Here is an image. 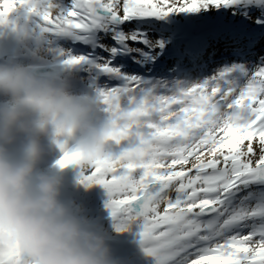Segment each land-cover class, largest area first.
<instances>
[{"label": "snow or ice", "instance_id": "snow-or-ice-1", "mask_svg": "<svg viewBox=\"0 0 264 264\" xmlns=\"http://www.w3.org/2000/svg\"><path fill=\"white\" fill-rule=\"evenodd\" d=\"M28 3L0 0V24ZM53 4L49 32L62 19L89 49L61 51L63 63H91L107 81L97 100L116 151L80 182L105 189L117 231L135 227L152 264H264V0ZM202 19L210 27L193 33ZM60 147L61 167L79 158ZM23 260L0 241V264Z\"/></svg>", "mask_w": 264, "mask_h": 264}, {"label": "clouds", "instance_id": "clouds-1", "mask_svg": "<svg viewBox=\"0 0 264 264\" xmlns=\"http://www.w3.org/2000/svg\"><path fill=\"white\" fill-rule=\"evenodd\" d=\"M42 23L45 13L53 15V0H29L24 7ZM55 33L71 39L74 29L57 19ZM27 26L17 32L33 59L43 60L40 48L29 47ZM0 241L18 248L23 264H119L113 257L107 237L92 227L82 215L83 206L61 200L62 171L38 168L48 152L62 143L64 150L77 151L70 165L90 167L107 155V124L97 126V107L84 94L74 93L69 82L58 75H45L35 67L10 60L0 63ZM51 136L55 147L45 148L41 136ZM22 136L19 155L9 145ZM75 139L73 149L68 141ZM67 167V166H66Z\"/></svg>", "mask_w": 264, "mask_h": 264}, {"label": "rangeland", "instance_id": "rangeland-1", "mask_svg": "<svg viewBox=\"0 0 264 264\" xmlns=\"http://www.w3.org/2000/svg\"><path fill=\"white\" fill-rule=\"evenodd\" d=\"M8 19H10L12 21V23L14 24H18V25H21V22L19 20L16 19L15 16H13L11 13L9 14L8 16ZM200 23H205L203 25H206L208 23H210L207 19H202ZM4 26V24H0V28H2ZM24 26H27L28 30L30 31V36L27 38L26 40V43L28 44L29 47H37V46H34V44H40L39 45V48H40V55L42 57H45V56H48L50 58L54 57V55H56L57 52H54V50H51V49H54V47H52L51 45H49V41H47L42 35H38L39 33H37L36 29L33 28L30 24H26ZM208 28H206L205 30H207ZM32 37V39H30ZM30 39V42H28ZM1 40V39H0ZM24 45V43H22ZM24 51H25V55H24V59H26V62L25 63H38L40 60H37V59H33V57L30 55L29 51L25 48L24 46ZM45 55V56H44ZM212 67V66H210ZM101 109L103 110V105L101 107ZM108 122V120H107ZM105 120L102 121V125L107 123ZM247 142H245L246 144ZM253 147L256 149V157L255 158H258L259 156V145L254 141L253 142ZM81 182H75L74 186H75V190H77L78 188H81ZM81 186V187H80ZM86 185L83 184V189ZM105 192V189L104 191ZM101 196L105 195V193L103 194H99Z\"/></svg>", "mask_w": 264, "mask_h": 264}, {"label": "bare ground", "instance_id": "bare-ground-1", "mask_svg": "<svg viewBox=\"0 0 264 264\" xmlns=\"http://www.w3.org/2000/svg\"><path fill=\"white\" fill-rule=\"evenodd\" d=\"M201 21H199V22H197L196 23V25L199 27L200 25H201V23H200ZM205 31V30H204ZM30 39H32V37L30 38ZM30 39H29V41L28 42H30ZM2 41H0V46L2 45ZM40 44H34V46H39ZM18 60V59H17ZM5 99V101L7 102L8 101V99H9V97H5L4 98ZM101 107H102V104L100 103L99 104V110H98V114H97V118L100 120L101 119V121H106L107 122V120H108V114L104 111V110H102L101 109ZM106 124V123H105ZM23 139V137L22 136H19L18 137V139H17V141L15 142V143H13V144H16L17 146H19L20 147V143H21V140ZM116 151V150H115ZM114 151V152H115ZM38 168H40V165L38 164ZM83 171V169H82V167H79V166H77V172H78V179H77V181H76V179H70V176L66 173V172H64V170L62 171V172H64V173H62V176H63V185H62V189H61V192L62 191H64V188H66V186H70V187H72L74 184H75V182H80V175H81V172ZM64 186V187H63ZM82 186V187H81ZM81 188H79V192H81L82 193V189H83V184H81ZM105 195H107L106 194V191H105Z\"/></svg>", "mask_w": 264, "mask_h": 264}, {"label": "water", "instance_id": "water-1", "mask_svg": "<svg viewBox=\"0 0 264 264\" xmlns=\"http://www.w3.org/2000/svg\"><path fill=\"white\" fill-rule=\"evenodd\" d=\"M17 32L18 30L16 28H10L4 24V26L0 28V39L6 43L12 37V35L14 33L16 34Z\"/></svg>", "mask_w": 264, "mask_h": 264}]
</instances>
